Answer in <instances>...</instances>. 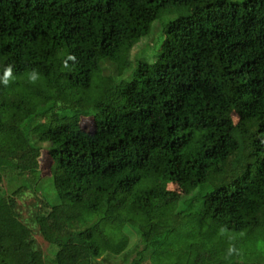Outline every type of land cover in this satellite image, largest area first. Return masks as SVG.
<instances>
[{
    "label": "trees",
    "instance_id": "obj_1",
    "mask_svg": "<svg viewBox=\"0 0 264 264\" xmlns=\"http://www.w3.org/2000/svg\"><path fill=\"white\" fill-rule=\"evenodd\" d=\"M157 19L152 63L100 74ZM6 65L0 174L20 182L0 195V264H239L264 244V0H0ZM42 148L56 204L36 188Z\"/></svg>",
    "mask_w": 264,
    "mask_h": 264
},
{
    "label": "rangeland",
    "instance_id": "obj_2",
    "mask_svg": "<svg viewBox=\"0 0 264 264\" xmlns=\"http://www.w3.org/2000/svg\"><path fill=\"white\" fill-rule=\"evenodd\" d=\"M161 20L157 19L153 21L150 25V29L146 35L140 37L129 51V64L125 69H122L121 74H117L114 68V64L108 62L107 60H100L99 67L101 68L100 74H110L115 82L126 80L129 78L132 71L136 68L139 62L152 63L154 61V56L158 49L159 42L162 38L161 33ZM118 75V76H117ZM1 99V93H0ZM63 116H70L71 111L65 110L60 112ZM92 113L89 111L86 114H78L75 119L77 124L86 132H91L93 130V120L91 117ZM58 121L50 122L51 125L55 124ZM39 168L41 171V178L37 182V191L50 203L56 204L59 199L56 196V193L51 184V179L48 175V166L49 158L45 153V150L42 148L40 150L39 156ZM20 180L18 177L11 173H1L0 174V195L9 194L18 184ZM167 188L175 190L179 195H183V191L178 188L175 184H167ZM184 197V195H183ZM17 204L19 205L20 215L24 218L26 217L25 209L26 205L32 202V197L28 191H25L21 196L20 200L17 199ZM33 238L36 246L41 251V253L46 257L50 258L53 248L48 245L38 234L34 233ZM252 249L245 250L244 255H248L246 258L239 259V264H264V244L258 242L253 243ZM48 264V260H46ZM142 264H149V261H145ZM206 264V263H205Z\"/></svg>",
    "mask_w": 264,
    "mask_h": 264
},
{
    "label": "clouds",
    "instance_id": "obj_3",
    "mask_svg": "<svg viewBox=\"0 0 264 264\" xmlns=\"http://www.w3.org/2000/svg\"><path fill=\"white\" fill-rule=\"evenodd\" d=\"M75 57L74 56H69L67 60H71L75 62ZM67 60L63 62V67L68 68V63ZM13 67L12 65H6L4 68L3 72V77H0V83H2L4 86H8L9 83L14 79L13 75ZM38 80H40V73L37 72L35 69H33L30 73H28V82L30 84H35ZM224 229H221V232H223ZM237 250L235 249L234 246H230L228 249V255L231 256L233 253H236Z\"/></svg>",
    "mask_w": 264,
    "mask_h": 264
}]
</instances>
